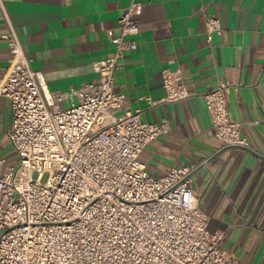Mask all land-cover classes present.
Instances as JSON below:
<instances>
[{"label":"built area","instance_id":"built-area-1","mask_svg":"<svg viewBox=\"0 0 264 264\" xmlns=\"http://www.w3.org/2000/svg\"><path fill=\"white\" fill-rule=\"evenodd\" d=\"M143 7L129 1L121 33L110 30L114 53L93 61L97 77L71 89L77 101L62 108L65 94L50 91L44 74L32 68L0 0L10 47L0 94L12 103L8 136L18 156L13 165L0 157V264H238L224 253V232L209 228L190 186L210 157L174 165L159 177L139 158L170 130L166 120H143L142 107L127 109L126 95L115 90L119 58L138 48ZM201 11L211 40L221 20L205 6ZM161 79L165 94L148 97L149 105L190 96L180 69L163 68ZM238 86L220 80L203 93L221 148L249 147L243 121L227 105Z\"/></svg>","mask_w":264,"mask_h":264},{"label":"crops","instance_id":"crops-1","mask_svg":"<svg viewBox=\"0 0 264 264\" xmlns=\"http://www.w3.org/2000/svg\"><path fill=\"white\" fill-rule=\"evenodd\" d=\"M130 0H4L33 69L47 88L77 101L71 89L97 77L93 61L114 53L112 35ZM136 50L118 60L115 90L141 118L166 120L168 133L152 139L139 158L156 177L180 163L210 157L190 180L212 231H223L221 247L238 264H264V0H140ZM220 18L211 40L201 7ZM8 28L0 9V77L10 64ZM180 69L190 96L153 105L165 94L161 70ZM220 80L239 84L227 94L233 119L243 121L249 147H223L212 128L203 93ZM53 109H55L53 107ZM12 103L0 94V157L16 164L8 130ZM220 148V149H219Z\"/></svg>","mask_w":264,"mask_h":264},{"label":"rangeland","instance_id":"rangeland-1","mask_svg":"<svg viewBox=\"0 0 264 264\" xmlns=\"http://www.w3.org/2000/svg\"><path fill=\"white\" fill-rule=\"evenodd\" d=\"M46 179V175H45V177H44V179L43 180H45Z\"/></svg>","mask_w":264,"mask_h":264}]
</instances>
